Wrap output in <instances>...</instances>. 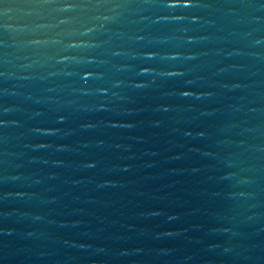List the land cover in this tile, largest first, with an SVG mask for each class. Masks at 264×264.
Returning a JSON list of instances; mask_svg holds the SVG:
<instances>
[{"label": "water", "instance_id": "1", "mask_svg": "<svg viewBox=\"0 0 264 264\" xmlns=\"http://www.w3.org/2000/svg\"><path fill=\"white\" fill-rule=\"evenodd\" d=\"M0 264H264V0H0Z\"/></svg>", "mask_w": 264, "mask_h": 264}]
</instances>
